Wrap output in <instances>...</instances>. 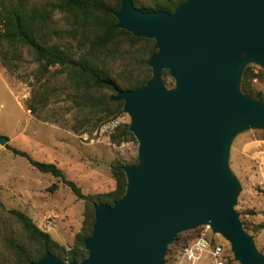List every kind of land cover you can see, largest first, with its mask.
I'll use <instances>...</instances> for the list:
<instances>
[{"label":"water","instance_id":"water-1","mask_svg":"<svg viewBox=\"0 0 264 264\" xmlns=\"http://www.w3.org/2000/svg\"><path fill=\"white\" fill-rule=\"evenodd\" d=\"M114 17L115 27L152 39L155 50L142 85L113 86L135 162L120 166L122 194L93 205L82 258L45 251L28 264H164L177 234L198 226L224 239L234 262L264 264L233 209L240 187L227 164L237 133L264 129V101L240 89L247 64L264 69V0H183L171 12L119 0ZM7 140L0 136V145Z\"/></svg>","mask_w":264,"mask_h":264},{"label":"rangeland","instance_id":"rangeland-1","mask_svg":"<svg viewBox=\"0 0 264 264\" xmlns=\"http://www.w3.org/2000/svg\"><path fill=\"white\" fill-rule=\"evenodd\" d=\"M137 1L145 5L148 0ZM50 24L64 30L53 40L75 43L67 34L68 25L61 14L53 13ZM137 45L122 43L120 50ZM246 66L253 71L262 69L254 64ZM36 69L37 64L24 49L9 67L0 64V136L8 139L0 145L1 264L11 262L4 235L25 242V233L9 210L28 215L64 250L73 244L84 211L83 200L59 178L36 170L9 148L25 151L33 160L53 163L82 194L91 196L113 188L112 161L122 165L135 162V140L116 144L110 141L109 134L99 133L97 119H107L106 113L99 105L90 108L84 104L80 91L73 88L59 66L49 67L42 76ZM105 69L117 84H122L126 75L144 71L140 63L128 56L109 61ZM162 81L166 87L172 86L168 75ZM251 83L264 96V76L263 80L253 79ZM110 94L106 88L91 90L92 99L102 103ZM117 117L121 123L128 122L122 111ZM227 164L240 187L233 209L238 212L244 230L252 235L256 248L264 254V129L237 133L230 142ZM203 233L209 234L208 229L198 226L177 234L178 238L166 248L164 264H177L179 250ZM217 239L228 247L219 236Z\"/></svg>","mask_w":264,"mask_h":264},{"label":"trees","instance_id":"trees-1","mask_svg":"<svg viewBox=\"0 0 264 264\" xmlns=\"http://www.w3.org/2000/svg\"><path fill=\"white\" fill-rule=\"evenodd\" d=\"M182 1L148 0L142 5L137 0H131V3L143 11L171 12ZM118 6L119 0H114L113 4L106 0H0V64L9 67L12 61L19 58L20 50L24 49L37 64L39 76L44 75L49 67L59 66L73 88L80 91L84 104L90 108L101 106L100 110L106 113L107 119H97L99 125L116 118L121 113L122 102L113 100L115 95L113 86L125 90L142 85L150 75L145 60L155 51L152 48V39L134 37L128 31L115 27L114 13ZM53 13H59L65 18L68 25L67 34L75 39L74 44L53 40V37H59L62 31L64 32L51 26L50 19ZM122 43L129 46L138 43L139 45L132 49L120 50ZM124 56L140 63L144 71L126 75L122 84H117L109 76L105 66L109 61ZM164 76H167L166 70L162 71V78ZM263 76L264 70L253 71L250 66H245L240 78L241 91L264 101V96L251 83L253 79L263 80ZM102 88L111 92L103 103L92 99L91 95V90ZM30 109L33 110L31 107ZM109 139L116 144L127 140L134 142L133 136L127 131V123L121 122L109 134ZM9 149L13 154L24 157L36 170L59 178L77 198L83 200L84 206L80 229L75 233L73 244L67 250L50 239L28 215L16 209L9 210L25 233V242L16 241L7 235L3 236L6 250L11 254L9 264H28L45 251L63 260H79L85 254L83 239L91 230L93 205L98 203L110 205L124 190L125 179L120 169L122 163L115 160L110 163V172L114 179L113 188L91 196L82 194L72 181L65 179L62 171L53 163L33 160L20 149L13 147ZM242 226L244 228L243 223ZM227 258L230 264L235 263L229 251Z\"/></svg>","mask_w":264,"mask_h":264},{"label":"built area","instance_id":"built-area-1","mask_svg":"<svg viewBox=\"0 0 264 264\" xmlns=\"http://www.w3.org/2000/svg\"><path fill=\"white\" fill-rule=\"evenodd\" d=\"M119 122L118 117L112 118L100 124L97 131L110 134ZM204 227L208 229L209 234L203 233L183 246L176 254L177 264H198L200 261L205 262V264H230L227 258L229 247L219 242L217 239L218 234L210 232L207 226ZM222 240L227 244L224 239Z\"/></svg>","mask_w":264,"mask_h":264},{"label":"crops","instance_id":"crops-1","mask_svg":"<svg viewBox=\"0 0 264 264\" xmlns=\"http://www.w3.org/2000/svg\"><path fill=\"white\" fill-rule=\"evenodd\" d=\"M198 264H205V262L200 261Z\"/></svg>","mask_w":264,"mask_h":264}]
</instances>
